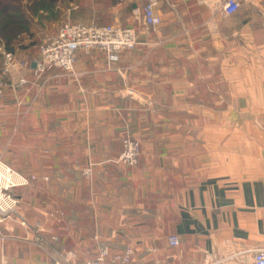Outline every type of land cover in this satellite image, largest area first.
<instances>
[{"label": "crops", "instance_id": "obj_1", "mask_svg": "<svg viewBox=\"0 0 264 264\" xmlns=\"http://www.w3.org/2000/svg\"><path fill=\"white\" fill-rule=\"evenodd\" d=\"M147 1H63L62 21L130 26L139 44L110 70L80 53L76 76L49 72L13 97L17 137L47 150L42 169L19 173L47 182L15 190L0 264L85 263L101 246L105 264L128 250V264H252L264 248V0H238L229 17L223 0H158L154 31L133 13ZM124 135L140 143L136 168L116 162ZM75 165H93L92 180Z\"/></svg>", "mask_w": 264, "mask_h": 264}, {"label": "built area", "instance_id": "obj_2", "mask_svg": "<svg viewBox=\"0 0 264 264\" xmlns=\"http://www.w3.org/2000/svg\"><path fill=\"white\" fill-rule=\"evenodd\" d=\"M157 5L158 0H148L141 11L133 12L136 18H141L145 28L153 31L161 24L159 16L155 14ZM239 7L238 0H223L217 2L216 5L217 10L227 17L234 15ZM138 44L137 33L130 26L85 25L70 22L68 19L62 22L53 36L47 38L38 47V56L34 61L18 59L16 49H7L0 38V100L5 97L7 92L13 93L14 96H17L20 91L25 92V95L29 94L33 88H37L44 74L49 72L59 71L76 76L75 64L80 53L86 55L100 53L106 61L107 69L110 70L111 66L119 61L122 54L132 52ZM14 47L19 48L20 45ZM139 157V142L130 136L123 137L121 153L116 161L129 168H135L138 165ZM90 172V170H83L82 175L89 177ZM34 180L33 176L30 179L22 176L0 158V224L16 216L19 201L12 192L28 187ZM168 242L171 247L179 245L176 236L170 237ZM248 253L249 261L252 264H264V248L250 250ZM56 255L59 258L58 262L75 264L70 261L73 259L71 253ZM108 258V247L101 246L94 260L78 264H105ZM130 259L131 252L128 250L122 257L113 258L112 262L128 264Z\"/></svg>", "mask_w": 264, "mask_h": 264}, {"label": "rangeland", "instance_id": "obj_3", "mask_svg": "<svg viewBox=\"0 0 264 264\" xmlns=\"http://www.w3.org/2000/svg\"><path fill=\"white\" fill-rule=\"evenodd\" d=\"M63 1L65 0H0V27L6 25L4 31L5 33L3 32L4 37L1 36L0 31L1 40L4 44H6V46L8 44L10 48L13 47L12 49H16L15 52L17 54V57L18 54L23 51L21 50L24 49V47H21L23 45L27 46L25 48L28 50V52H31V54L37 53L38 55V47L47 38L53 36L58 30L59 26L62 24V22H65L67 20L66 19L62 21L61 19L60 10L62 4L64 3ZM70 3L72 5L70 9L77 5L75 1H71ZM20 33L21 35L18 36L17 34ZM16 35L17 37L13 39ZM17 45H20V47L15 48L14 46ZM26 58L27 59L23 60L30 61V58L28 56ZM13 97L14 94L10 92L5 100L4 98L0 100V103L5 106L6 109L11 111L9 115L0 116V119L2 118L4 121V123L0 125V158L5 164H7L12 169L18 172H22V170H24V172H27V170L36 167L41 168L39 157L47 155V150L41 149V151L38 153L35 148H31L30 146L26 147L25 145L27 144V142L22 141L20 137H17L20 133L19 129L20 126H22V122L19 116L14 115ZM125 136L129 135H124L122 136V138ZM83 170H90L91 175L89 177L83 176ZM73 171L79 174L82 178L87 181H91L94 176L93 165L83 168L75 165L73 167ZM32 173L33 174L31 176L26 178L30 179L33 176L35 180L31 182L28 187L25 188H29L36 181H39L42 184L47 182V178L45 174H43V171L37 170V172ZM44 178H46V180H44ZM12 194L14 197L17 198L20 205L21 198L18 196L17 192H15L14 190ZM54 257L56 258V261L59 260L56 254ZM70 261L76 264L74 258ZM61 264L65 263L62 261Z\"/></svg>", "mask_w": 264, "mask_h": 264}, {"label": "trees", "instance_id": "obj_4", "mask_svg": "<svg viewBox=\"0 0 264 264\" xmlns=\"http://www.w3.org/2000/svg\"><path fill=\"white\" fill-rule=\"evenodd\" d=\"M5 28H6V25L0 27L1 36H3V37H4L3 32L5 31ZM4 33H5V32H4ZM17 35L19 36V35H21V33H20V34H17ZM17 35H16L14 38H13V37H12V38L15 39V38L17 37ZM5 45H6V44H5ZM6 47H7V49H9V50H15V49H12L13 47L10 48V47L8 46V44H7ZM21 47H22V46H21Z\"/></svg>", "mask_w": 264, "mask_h": 264}]
</instances>
